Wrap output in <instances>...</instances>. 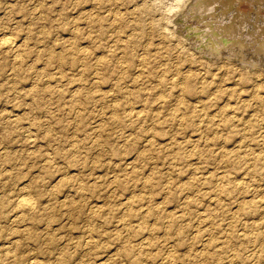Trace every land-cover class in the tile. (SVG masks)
<instances>
[{
  "label": "rangeland",
  "instance_id": "rangeland-1",
  "mask_svg": "<svg viewBox=\"0 0 264 264\" xmlns=\"http://www.w3.org/2000/svg\"><path fill=\"white\" fill-rule=\"evenodd\" d=\"M0 264H264V0H0Z\"/></svg>",
  "mask_w": 264,
  "mask_h": 264
},
{
  "label": "bare ground",
  "instance_id": "bare-ground-1",
  "mask_svg": "<svg viewBox=\"0 0 264 264\" xmlns=\"http://www.w3.org/2000/svg\"><path fill=\"white\" fill-rule=\"evenodd\" d=\"M246 8V7H245ZM249 9V8H248ZM251 11H252V9H250ZM240 12V11H239ZM247 14V13H246ZM253 15V14H252ZM254 18H256V17H254ZM198 23V22H197ZM211 23V22H210ZM232 26V25H231ZM240 26V25H239ZM227 27V26H226ZM248 28V27H247ZM214 30V29H213ZM191 31V30H190ZM215 31V30H214ZM214 31H213V33H214ZM226 31V30H225ZM192 32V31H191ZM222 32V31H221ZM185 33H186V36H187V38H188V34H189V32H188V28L185 30ZM211 35H212V33H211ZM216 35V34H215ZM195 36V35H194ZM214 36V35H213ZM218 37V36H217ZM216 37V38H217ZM214 38H215V36H214ZM6 42H8V41H6ZM247 42V41H246ZM213 43V42H212ZM209 45V44H208ZM21 201V204L20 205H24V206H26L27 208L28 207H30V206H32L31 205V203L28 201V200H26V199H22V200H20Z\"/></svg>",
  "mask_w": 264,
  "mask_h": 264
}]
</instances>
